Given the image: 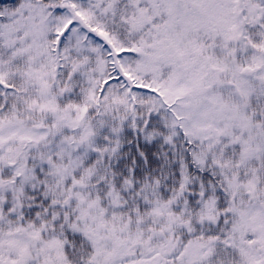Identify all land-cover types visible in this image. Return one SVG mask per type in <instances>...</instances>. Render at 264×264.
<instances>
[{
  "label": "snow or ice",
  "instance_id": "1",
  "mask_svg": "<svg viewBox=\"0 0 264 264\" xmlns=\"http://www.w3.org/2000/svg\"><path fill=\"white\" fill-rule=\"evenodd\" d=\"M0 264H264V0H0Z\"/></svg>",
  "mask_w": 264,
  "mask_h": 264
}]
</instances>
